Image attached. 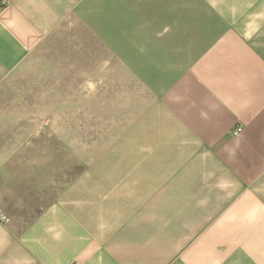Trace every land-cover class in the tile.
Listing matches in <instances>:
<instances>
[{
    "label": "rangeland",
    "instance_id": "obj_1",
    "mask_svg": "<svg viewBox=\"0 0 264 264\" xmlns=\"http://www.w3.org/2000/svg\"><path fill=\"white\" fill-rule=\"evenodd\" d=\"M263 11L264 0H0V264H103L118 198L165 168L145 137L151 117L163 133L156 109L181 77L172 40L219 14L260 24Z\"/></svg>",
    "mask_w": 264,
    "mask_h": 264
},
{
    "label": "crops",
    "instance_id": "obj_2",
    "mask_svg": "<svg viewBox=\"0 0 264 264\" xmlns=\"http://www.w3.org/2000/svg\"><path fill=\"white\" fill-rule=\"evenodd\" d=\"M258 16L248 24L219 14L172 40L166 55L178 51L182 64L171 71L181 77L156 109L163 133L151 117L145 137L165 168L118 198L103 264H264V11Z\"/></svg>",
    "mask_w": 264,
    "mask_h": 264
},
{
    "label": "built area",
    "instance_id": "obj_3",
    "mask_svg": "<svg viewBox=\"0 0 264 264\" xmlns=\"http://www.w3.org/2000/svg\"><path fill=\"white\" fill-rule=\"evenodd\" d=\"M242 127L239 126L235 129V134H239L241 131H242ZM0 219L3 220V221H8L9 220V217L5 214H3L2 212H0Z\"/></svg>",
    "mask_w": 264,
    "mask_h": 264
}]
</instances>
